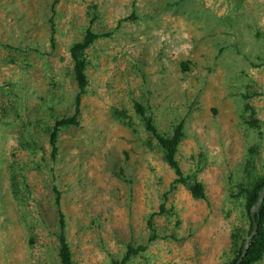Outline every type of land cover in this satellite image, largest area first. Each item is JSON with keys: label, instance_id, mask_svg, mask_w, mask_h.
Listing matches in <instances>:
<instances>
[{"label": "rangeland", "instance_id": "374dc122", "mask_svg": "<svg viewBox=\"0 0 264 264\" xmlns=\"http://www.w3.org/2000/svg\"><path fill=\"white\" fill-rule=\"evenodd\" d=\"M54 1L0 0V264H61L55 187L75 264H111L128 243L146 248L126 264H225L249 224L239 185L264 175V0ZM88 28L102 36L79 124L53 159L50 130L75 107L70 47ZM136 101L163 133L183 121L177 159L206 198L171 191Z\"/></svg>", "mask_w": 264, "mask_h": 264}, {"label": "trees", "instance_id": "16d2710c", "mask_svg": "<svg viewBox=\"0 0 264 264\" xmlns=\"http://www.w3.org/2000/svg\"><path fill=\"white\" fill-rule=\"evenodd\" d=\"M58 0H55L52 4V11L55 12V4ZM54 16L51 15L49 22L51 25L50 33V42L54 48L56 45V28L54 24ZM109 33L106 34V36ZM99 33H95L93 30L88 28L85 31L83 38L79 41H76L70 47V55L73 61V77L77 84V93L75 96V107L71 115L66 117L58 118L55 121V124L50 130L49 143L51 145V157L55 159L59 153V134L62 129L69 128L71 126H77L79 124V113L80 105L83 95L86 93V89L89 85V79L87 75V66H88V57L87 51L92 46L94 41L101 37ZM136 112L141 116L142 120L145 123L146 129L150 132L151 136L157 141L159 147L163 151V158L165 162L172 168L176 178L171 186V191L178 188V184H184L193 197L197 199L206 198L204 184L196 177L194 174H185L183 171L178 159L177 152L179 150L180 144L185 137L184 123L181 120L178 122L171 133L161 132L153 116L148 113L145 107L140 102H135L134 104ZM246 108L251 109L252 117L256 114L255 109L249 104L246 105ZM117 116L129 117L125 112L116 110L115 113ZM255 120V118H254ZM127 124L132 126V121H125ZM250 160H247V164H251ZM201 170L198 169L197 171ZM196 171V172H197ZM238 195L242 196L244 199V208L246 215H248V227H237L231 231L230 234V259L225 264H235L237 259L242 253L243 243L247 235L250 234L252 230V218L250 215L251 206L257 201L258 192L264 186V175L253 179L248 184L241 183ZM168 196V193L163 194V199L165 200ZM61 192L55 187V202L57 205L58 211V232L56 233V238L58 241V257L61 264H75L73 260V253L71 247L68 243L65 228L66 221L64 213L61 209L60 204ZM165 210L164 203L160 205L159 212H152L147 220V225L150 230L149 240L152 241L157 238L156 227L154 224V217L156 215L162 214ZM258 221V233L254 236L253 241L248 249L247 255L243 258L240 264H256L260 260L264 259V200L260 206L259 213L256 217ZM146 248L145 245L134 246L130 243L127 244L125 253L121 259L112 260L111 264H126L133 256L140 254Z\"/></svg>", "mask_w": 264, "mask_h": 264}, {"label": "water", "instance_id": "95a60500", "mask_svg": "<svg viewBox=\"0 0 264 264\" xmlns=\"http://www.w3.org/2000/svg\"><path fill=\"white\" fill-rule=\"evenodd\" d=\"M263 200H264V186L258 192L257 201L250 208V215H251L252 223H253L252 230L250 234L245 238L244 243H243L242 253L240 257L237 259L235 264H240L243 258L247 255L248 249L253 241V238L258 233L259 225H258V221L256 217L259 213V209H260V206Z\"/></svg>", "mask_w": 264, "mask_h": 264}]
</instances>
